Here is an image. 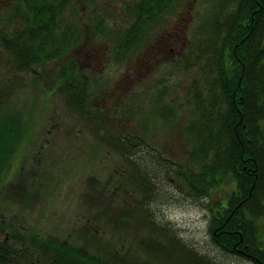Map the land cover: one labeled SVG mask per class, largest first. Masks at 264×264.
Masks as SVG:
<instances>
[{
	"label": "trees",
	"instance_id": "obj_1",
	"mask_svg": "<svg viewBox=\"0 0 264 264\" xmlns=\"http://www.w3.org/2000/svg\"><path fill=\"white\" fill-rule=\"evenodd\" d=\"M180 1L115 0L124 11L121 22L122 16L110 7L89 15L86 9H92L95 0H16L0 20V48L18 70L33 76H40L49 62L72 55L55 68L52 90L68 110L92 116V79L73 56L85 38L82 24H89L95 35H112V58L121 63L152 39L153 26ZM204 2L206 11L183 60L185 69H195L197 77L188 84L184 108L178 106L186 110L181 132L191 144L188 162L183 165L165 156L144 131L108 133L105 141L123 160L116 170L123 164L128 169L115 189L136 192L138 200L135 210H109L100 217L102 224L88 220V231L43 237L5 218L4 207L15 203L6 175L32 125L12 109L9 92L0 84V264H223L199 254L171 222L167 226L153 217L151 205L162 172L167 182L204 199L230 178L234 187L227 200L209 207L213 244L220 256L264 264L258 223L264 216V0ZM159 83L162 88L150 97L151 113L166 124L178 112L171 103L175 98L166 97L171 95L170 73ZM139 225L141 241H121L120 233L130 238ZM107 229L121 239L105 236Z\"/></svg>",
	"mask_w": 264,
	"mask_h": 264
},
{
	"label": "rangeland",
	"instance_id": "obj_2",
	"mask_svg": "<svg viewBox=\"0 0 264 264\" xmlns=\"http://www.w3.org/2000/svg\"><path fill=\"white\" fill-rule=\"evenodd\" d=\"M10 2L15 4L16 0H0V20L6 18ZM95 2L92 9H86L89 15L102 14L105 7H110L116 15L122 16L119 20L123 22L125 16L121 4H116L115 0ZM205 11L204 0H181L165 14L160 24L153 26L152 39L121 63L112 58V35H95L84 22L85 38L73 56L92 79L89 101L92 116L68 110L62 97L52 90L57 83L55 68L66 63L72 55L49 62L42 68L40 76H33L18 70L10 54L0 48L1 87L9 92L12 109L21 112L22 119L32 125L6 175L13 187L11 198L15 201L4 207L6 219H12L16 228H25L26 232L63 238L71 232L88 231V220H98L97 223L102 224L100 217L108 216L109 210L120 207L135 210L137 193L132 195L125 187L115 189L121 180L124 181L128 169L123 164L116 170L123 160L105 141L108 133L128 129L144 131L148 141L165 156L183 165L188 162L191 144L181 132L186 110L178 106L184 108L188 84L197 77V71L185 69L183 60L194 39V29ZM116 27L117 24H113V28ZM169 73L170 87L167 89L171 95L166 97L175 98L171 103L175 102L178 112L166 125L151 113L150 97L162 88L159 80ZM143 117H146L145 121ZM144 122L146 127H143ZM167 178L168 175L160 173L161 188L151 205L153 217L167 226L171 222L181 238L199 254L216 257L223 264H251L220 256L209 229V207L216 202L224 203L234 182L225 179L204 199L194 197L187 187L177 188L174 181L169 183ZM258 223L264 248V216ZM103 234L114 237L115 242L121 239L119 234H112L108 229ZM120 234L126 245L144 237L141 226L132 231L130 238L123 232Z\"/></svg>",
	"mask_w": 264,
	"mask_h": 264
},
{
	"label": "flooded vegetation",
	"instance_id": "obj_3",
	"mask_svg": "<svg viewBox=\"0 0 264 264\" xmlns=\"http://www.w3.org/2000/svg\"><path fill=\"white\" fill-rule=\"evenodd\" d=\"M251 264H254L253 262Z\"/></svg>",
	"mask_w": 264,
	"mask_h": 264
}]
</instances>
